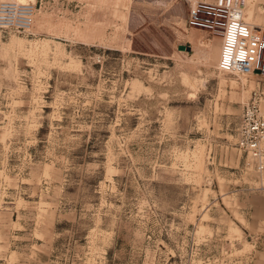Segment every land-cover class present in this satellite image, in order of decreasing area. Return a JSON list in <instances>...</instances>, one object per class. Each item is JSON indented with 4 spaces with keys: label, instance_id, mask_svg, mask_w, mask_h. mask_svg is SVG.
Returning a JSON list of instances; mask_svg holds the SVG:
<instances>
[{
    "label": "rangeland",
    "instance_id": "rangeland-1",
    "mask_svg": "<svg viewBox=\"0 0 264 264\" xmlns=\"http://www.w3.org/2000/svg\"><path fill=\"white\" fill-rule=\"evenodd\" d=\"M17 1L35 6L0 28V264H254L264 172L233 142L264 75L218 69L221 27H191L187 0ZM242 5L264 25V0Z\"/></svg>",
    "mask_w": 264,
    "mask_h": 264
},
{
    "label": "built area",
    "instance_id": "built-area-1",
    "mask_svg": "<svg viewBox=\"0 0 264 264\" xmlns=\"http://www.w3.org/2000/svg\"><path fill=\"white\" fill-rule=\"evenodd\" d=\"M241 0H187V23L194 28L221 27L218 69L264 75V25L253 26L244 17ZM35 3L0 0V28L28 31ZM257 69L258 71H254ZM258 91L242 106L234 128V145L248 156L254 171L264 172V111Z\"/></svg>",
    "mask_w": 264,
    "mask_h": 264
},
{
    "label": "crops",
    "instance_id": "crops-1",
    "mask_svg": "<svg viewBox=\"0 0 264 264\" xmlns=\"http://www.w3.org/2000/svg\"><path fill=\"white\" fill-rule=\"evenodd\" d=\"M255 199H257L256 201L260 200L262 201V203L264 204V195H258L255 197ZM262 213V215H264V205L262 207V210H258L257 209V213ZM264 219V217H262ZM262 232L258 235L260 236V238L263 240V243L260 246V249L256 250V258H255V262L254 264H264V221L262 222Z\"/></svg>",
    "mask_w": 264,
    "mask_h": 264
},
{
    "label": "water",
    "instance_id": "water-1",
    "mask_svg": "<svg viewBox=\"0 0 264 264\" xmlns=\"http://www.w3.org/2000/svg\"><path fill=\"white\" fill-rule=\"evenodd\" d=\"M177 47L179 49H186V50H190L191 49V46L189 44H182V43H180V44L177 45ZM254 71H258V70L255 69Z\"/></svg>",
    "mask_w": 264,
    "mask_h": 264
},
{
    "label": "bare ground",
    "instance_id": "bare-ground-1",
    "mask_svg": "<svg viewBox=\"0 0 264 264\" xmlns=\"http://www.w3.org/2000/svg\"><path fill=\"white\" fill-rule=\"evenodd\" d=\"M238 1V0H237ZM240 8H241V10H242V13L244 12V8H243V5H242V0H241V5H240ZM245 75V74H244ZM249 75H251V74H249Z\"/></svg>",
    "mask_w": 264,
    "mask_h": 264
}]
</instances>
